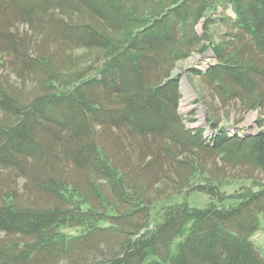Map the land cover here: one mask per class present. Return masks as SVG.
Returning a JSON list of instances; mask_svg holds the SVG:
<instances>
[{"label": "trees", "instance_id": "trees-1", "mask_svg": "<svg viewBox=\"0 0 264 264\" xmlns=\"http://www.w3.org/2000/svg\"><path fill=\"white\" fill-rule=\"evenodd\" d=\"M208 50L187 125L177 64ZM4 61L23 85L0 74V168L33 201L0 187V264H264V118L221 123L264 117V0H0ZM183 190L210 199L164 202Z\"/></svg>", "mask_w": 264, "mask_h": 264}, {"label": "rangeland", "instance_id": "rangeland-1", "mask_svg": "<svg viewBox=\"0 0 264 264\" xmlns=\"http://www.w3.org/2000/svg\"><path fill=\"white\" fill-rule=\"evenodd\" d=\"M227 14L233 15L232 11L227 8L225 10ZM221 9L217 8L214 11V15L218 16L221 15ZM19 28H22L23 30H27L25 26L19 25ZM213 31L215 32V39H218L219 36L224 31L229 30L227 26L224 24H221L218 20L212 24ZM202 29V23L199 22L197 24V30L201 31ZM74 52L75 50H71ZM209 56V57H208ZM212 60L210 58V51H205L203 55L198 54L197 52L192 53L189 57H187L184 60H181L177 64V72H182V76L180 79V89H181V96L179 98V104H178V110L179 113L185 117L186 121L185 123L188 125H194V126H205L206 122V111L204 106L202 105V92L201 89H199L197 78L194 75H190L187 73L186 67L188 66H195L198 68H203L206 66V62H209ZM10 69L8 68V65L4 61L3 63H0V74L8 75L10 83L23 85V82L21 79H16L15 76L10 77ZM29 80L25 82V84H28ZM196 99H201V101H198ZM191 117L195 118L194 120L190 121ZM263 116H259V113L257 110H249L243 113L242 115L229 113L227 116L222 118L221 123L226 125L227 129L233 133H243L246 131H255L258 128L257 119L263 122ZM261 128L264 129V124L261 126ZM206 132V131H205ZM256 175H259L256 173ZM258 179L264 181V176H258ZM26 179L21 175L14 172L12 169H6L0 168V187L2 189V194L6 192H13L15 194V197L17 200L21 202L26 201H33V196L31 194L30 189L27 187ZM250 184V179L248 178H240L236 179L235 181H232L229 184H224L221 186V190L225 191L226 193L232 192L234 189H237L241 185H247ZM1 192V190H0ZM209 197L206 193L198 190H193L189 192L180 191L175 192L166 199H164L165 203H173V202H181L185 200L190 206H196V207H202L204 206L208 201ZM232 201V199L226 198L225 204H229ZM6 237L3 233H0V238ZM253 239L255 241V244L259 247L264 246V216L260 215L259 219V227L253 234Z\"/></svg>", "mask_w": 264, "mask_h": 264}, {"label": "water", "instance_id": "water-1", "mask_svg": "<svg viewBox=\"0 0 264 264\" xmlns=\"http://www.w3.org/2000/svg\"><path fill=\"white\" fill-rule=\"evenodd\" d=\"M206 124V123H205Z\"/></svg>", "mask_w": 264, "mask_h": 264}]
</instances>
